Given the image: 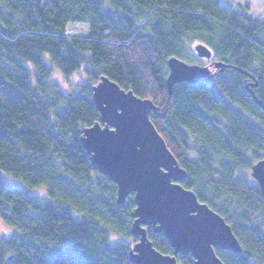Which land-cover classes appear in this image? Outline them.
<instances>
[{
  "label": "trees",
  "instance_id": "16d2710c",
  "mask_svg": "<svg viewBox=\"0 0 264 264\" xmlns=\"http://www.w3.org/2000/svg\"><path fill=\"white\" fill-rule=\"evenodd\" d=\"M70 23L88 34L70 35ZM198 43L225 69L170 89L168 59H204ZM54 70L83 81L64 92ZM102 76L158 107L151 120L188 173L182 185L243 248L217 249L224 263L264 264V195L244 174L264 158L254 121L264 127V21L222 0H0V217L10 228L0 255L15 254L12 264H133L134 193L118 204L116 182L81 141L101 122L92 89ZM147 229L159 251L174 253ZM177 258L194 264L190 254Z\"/></svg>",
  "mask_w": 264,
  "mask_h": 264
},
{
  "label": "water",
  "instance_id": "95a60500",
  "mask_svg": "<svg viewBox=\"0 0 264 264\" xmlns=\"http://www.w3.org/2000/svg\"><path fill=\"white\" fill-rule=\"evenodd\" d=\"M195 51L208 61L212 58L204 43H198ZM211 65L226 67L222 62L201 65L171 57L166 82L170 89L180 82L198 83L211 73ZM92 91L101 122L85 128L81 141L97 169L116 182L118 204L134 193L131 232L139 240L130 250L133 264H183L179 253L190 254L194 264H225L217 249L240 253L243 248L231 225L182 185L188 173L151 120L156 104L107 76ZM250 171L264 195V158L252 164ZM149 225L169 240L173 254L154 246L147 235Z\"/></svg>",
  "mask_w": 264,
  "mask_h": 264
},
{
  "label": "rangeland",
  "instance_id": "374dc122",
  "mask_svg": "<svg viewBox=\"0 0 264 264\" xmlns=\"http://www.w3.org/2000/svg\"><path fill=\"white\" fill-rule=\"evenodd\" d=\"M222 4L224 6L232 8L233 10L244 12L258 20L264 21V0H222ZM68 33L70 35H75V36H85L88 34V25H86L85 23H70L68 25ZM194 62L201 64V65H209L210 61L204 58L198 61L194 60ZM214 71H217V68L211 65L210 72H214ZM71 77H72L71 81L67 82L65 81L64 76L58 70H54L52 74V80L59 83L64 92L73 91L74 89H76V85L83 81V79L81 78L79 74H75ZM254 121L258 126L263 128L264 130V127L260 124V122H258L255 119ZM244 174H246L251 180L253 179L250 169L244 171ZM10 181L16 184L11 178H10ZM43 188L44 187L40 189L34 188L37 190L33 191V188L26 187V190L29 191V193L36 195L35 192L39 194H43L44 193ZM258 219H259V222L262 223L263 225V232H264V215H259ZM4 233L9 234L10 228L3 222V220L0 217V238L4 236Z\"/></svg>",
  "mask_w": 264,
  "mask_h": 264
},
{
  "label": "snow or ice",
  "instance_id": "6c2138e0",
  "mask_svg": "<svg viewBox=\"0 0 264 264\" xmlns=\"http://www.w3.org/2000/svg\"><path fill=\"white\" fill-rule=\"evenodd\" d=\"M251 6V5H249ZM112 131H115V129H112ZM259 163V162H258ZM7 233H4V237H7ZM15 254L13 253H9L8 255H0V264H12V261H10L8 259L9 256H13L14 257Z\"/></svg>",
  "mask_w": 264,
  "mask_h": 264
},
{
  "label": "flooded vegetation",
  "instance_id": "af4514ba",
  "mask_svg": "<svg viewBox=\"0 0 264 264\" xmlns=\"http://www.w3.org/2000/svg\"><path fill=\"white\" fill-rule=\"evenodd\" d=\"M212 63L211 61L209 62V64Z\"/></svg>",
  "mask_w": 264,
  "mask_h": 264
}]
</instances>
